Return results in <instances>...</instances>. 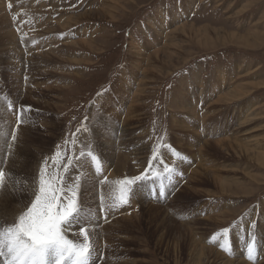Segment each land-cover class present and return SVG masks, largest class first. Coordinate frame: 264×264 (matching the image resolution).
<instances>
[{"label": "rangeland", "instance_id": "1", "mask_svg": "<svg viewBox=\"0 0 264 264\" xmlns=\"http://www.w3.org/2000/svg\"><path fill=\"white\" fill-rule=\"evenodd\" d=\"M130 104L140 111L131 114ZM10 105L31 106L33 117L17 126ZM107 132L115 173L90 195L83 165L97 182L104 176L80 153L93 151L103 167L97 145ZM123 136L129 142L118 147ZM0 155V197L10 193L17 206L8 222L30 205L45 160L68 186L81 176L79 202L90 213L93 255L102 257L96 264H264V0H0ZM149 161L147 182L133 186L145 199L142 217L123 218L134 195L101 211L114 182L145 173ZM164 164L176 170L172 184ZM200 168L206 177L196 193L190 175ZM161 183L167 197L153 198ZM185 226L191 231L177 255ZM225 228L226 238L210 242ZM225 239L234 254L221 249Z\"/></svg>", "mask_w": 264, "mask_h": 264}, {"label": "snow or ice", "instance_id": "2", "mask_svg": "<svg viewBox=\"0 0 264 264\" xmlns=\"http://www.w3.org/2000/svg\"><path fill=\"white\" fill-rule=\"evenodd\" d=\"M23 39V37H22ZM10 108L16 111L17 126L30 121L32 112L31 106L21 105L19 107L10 105ZM12 139H16L13 132ZM171 147V146H169ZM181 159H185L179 153H175ZM60 152L53 156V163L57 158H61ZM81 158H88L95 166L97 174L101 171V158L93 151L81 152ZM162 159L153 152V160ZM48 161L45 160L40 167L39 175L36 181L34 198L12 222H8L6 217L0 216V264H96L100 256H95L97 249L90 236V229L86 226L91 223L87 217L90 213L85 211V205L79 202L81 191V176H76L71 186L66 185L64 177H58L47 170ZM72 161L66 164L65 171L71 165ZM133 178H125L115 181V187L112 189L109 200L105 201L101 196V211L105 208L113 210L127 205L131 197L135 194L133 186L139 189L140 184L148 180V172ZM176 173L175 168L164 164V174L167 176L169 184H172L173 176ZM83 180L85 186L91 176L84 172ZM157 176L160 174L157 173ZM6 174L0 169V188L4 186ZM107 183V178L101 182ZM27 187V185H25ZM174 187V185H173ZM153 198H166L167 192L163 183L159 189L151 190ZM107 213H105V218ZM229 229L225 228L220 233L214 234L210 242L217 239L218 236L227 237ZM222 250L229 255L234 254L230 243L225 239L220 244ZM256 237L253 236L246 249V255L249 260L254 261L257 257L253 255L256 249Z\"/></svg>", "mask_w": 264, "mask_h": 264}, {"label": "bare ground", "instance_id": "3", "mask_svg": "<svg viewBox=\"0 0 264 264\" xmlns=\"http://www.w3.org/2000/svg\"><path fill=\"white\" fill-rule=\"evenodd\" d=\"M69 19L67 18V19H65V21L64 22H62L61 21V25H63V26H65L66 27V23H67V21H68ZM60 22V21H59ZM71 25V24H70ZM53 27V24H51V25H48L47 26V28L49 29H51ZM64 28V27H63ZM45 30V29H44ZM12 37H13V33L12 32H10L9 33ZM84 41V40H83ZM75 45V44H74ZM83 45V44H82ZM81 45V46H82ZM53 47V46H52ZM51 50H53V49H51ZM49 52H51V51H49ZM46 53H48V52H46ZM59 53V52H58ZM37 54V53H36ZM40 54L41 53H39V54H37V57H41L40 56ZM49 54V53H48ZM36 57V56H35ZM29 91V90H28ZM34 96V95H33ZM34 98V97H33ZM139 100V99H138ZM30 101V100H29ZM2 106V105H1ZM6 106V105H5ZM132 107V108H131ZM8 108V107H7ZM134 108V109H133ZM132 109H133V111H132ZM137 109V107H136V105H132V104H130V106L128 107V111H130L131 112V114H134L135 113V111H140V110H136ZM138 109H140L139 107H138ZM206 114V113H205ZM12 115V113L7 109L6 110V113L4 114V116H5V119H6V121H7V129L9 128V127H13V125H14V120H13V117L11 116ZM208 114H206V118L208 117L207 116ZM33 117V116H32ZM31 117V118H32ZM129 117V116H128ZM10 123V124H9ZM17 123V122H16ZM37 125V124H36ZM32 127V126H31ZM15 129V128H14ZM23 129H24V127H23ZM123 130H125V129H127V127L125 126V127H123L122 128ZM244 130V129H243ZM6 131V130H5ZM26 131V130H25ZM35 131H37V130H35ZM13 132V131H12ZM30 133V132H29ZM110 132H107V133H105L104 134V138H105V141L102 143V144H99V145H97V148H98V150H100L101 151V153L104 155V157L106 158V160L103 162V167H101V169H102V174L103 175H100L101 176V178H102V180L100 181V182H97L98 181V179H96L97 177L95 176V174H94V171L91 173V172H89L88 171V169L83 165V169H84V172H87V173H89L90 174V176H91V178H90V180H91V182H89V188H88V190H89V194L90 195H94V189H95V187L96 186H98L99 187V185H102V184H105V186L107 185V183H101L103 180H104V178L106 177L105 175H107V173L108 172H110L109 173V176H112L113 175V173H115V170H112V171H109V166L112 164V158H113V156L114 155H116V150H115V142L113 141H109V140H107V138H109L110 137V134H109ZM19 135V134H18ZM22 136L24 135V134H21ZM28 135V134H27ZM30 137V136H29ZM11 139V138H10ZM19 139V138H18ZM23 139V138H22ZM31 139H33V138H31ZM17 140V139H16ZM20 141H21V139H20ZM24 141L25 140H23V142L21 141L20 143H24ZM128 142H129V139L127 138V136H123V138H120L119 139V146L118 147H125L127 144H128ZM2 143V142H1ZM8 143V142H7ZM15 143V142H14ZM21 144H19V146H20ZM23 145V144H22ZM239 145V144H238ZM241 145V144H240ZM31 146V145H30ZM18 147V146H17ZM25 147V146H24ZM27 147V146H26ZM25 147V148H26ZM238 148H239V146H237ZM2 148V147H1ZM12 148V147H11ZM15 148H16V146H15ZM24 148V149H25ZM17 149H19V148H17ZM21 149V148H20ZM241 149V148H240ZM11 150H13V148L11 149ZM10 150V151H11ZM23 150V149H22ZM121 150V149H120ZM18 151H20V150H18ZM35 151V150H34ZM40 152H42V151H40ZM137 151H133V153L132 154H134V153H136ZM30 153V152H29ZM34 154H35V152H33ZM38 153V152H37ZM44 153V152H43ZM199 153L200 154H203V152L200 150L199 151ZM15 154V153H14ZM21 154V153H20ZM5 155V154H4ZM19 155V154H18ZM24 155V154H23ZM28 155V154H27ZM38 155V154H37ZM128 155V154H127ZM2 155H0V157H1ZM14 156V155H13ZM17 156V155H16ZM36 156V155H35ZM138 156V152L136 153V156L135 157H137ZM201 156H204V155H201ZM4 157V156H3ZM126 157V156H125ZM19 158V157H18ZM17 158V159H18ZM22 158V157H21ZM25 159H26V157H25ZM201 161H202V159H201ZM27 162V161H26ZM15 163V162H14ZM201 163V162H200ZM24 165V164H23ZM33 165V164H32ZM113 165V164H112ZM18 166H20V165H18ZM22 166V165H21ZM23 167V166H22ZM21 167V168H22ZM26 167V166H25ZM27 167H28V165H27ZM20 168V167H19ZM206 168H208V167H206ZM24 169H26V168H24ZM91 169H92V166H91ZM27 170H28V168H27ZM74 170V169H73ZM93 170V169H92ZM200 170H201V168H200ZM203 171H207V169H205L204 167H203V169H202ZM202 170L201 171H199V170H195L194 172H193V175H190L191 176V179L192 180H194L195 181V183H197V184H195L194 185V187H193V189H194V191H196V193L197 192H199V183H201L203 180H205L204 178L206 177L204 174H203V176H205V177H202ZM34 172V171H33ZM33 172H32V174H33ZM204 172V173H205ZM20 173V172H19ZM206 174V173H205ZM209 176V175H208ZM23 178V177H22ZM207 179V178H206ZM89 180V181H90ZM8 181V180H7ZM204 182V181H203ZM6 183V182H5ZM96 183V184H95ZM109 183V182H108ZM225 183V182H224ZM31 184V183H30ZM110 185V184H109ZM202 185V184H201ZM6 186H9L8 184H6ZM104 186V188H101V190L100 191H102V192H107L108 191V187H105ZM229 186V185H228ZM34 187V186H33ZM217 187V186H216ZM230 187V186H229ZM3 189V188H2ZM6 189H7V187H6ZM6 189H5V194H6V192L7 191H9L8 189H7V191H6ZM10 189V188H9ZM33 189V188H32ZM218 189V188H217ZM4 190V189H3ZM107 190V191H106ZM185 190V189H184ZM183 190V191H184ZM222 190H224V189H222ZM11 191V190H10ZM204 191V190H203ZM228 190H226V192H227ZM13 193V192H12ZM11 193V194H12ZM110 193V192H109ZM181 193V192H180ZM190 194V193H189ZM188 195V194H187ZM134 199H133V201H131V203H133L132 204V207H131V209H133V210H131L132 211V213H130L129 211L128 212H126L124 215L125 216H123V218H125L126 220H134V219H140L141 217H142V215H141V212H143L142 210H144L145 209V205H144V201H145V199H144V196H143V194H141L140 192H137V193H135L134 194ZM201 196H203V195H201ZM2 197H0V199H1ZM15 198V196H12V195H10V193H7V195H5V198L4 199H1V203H0V216H2V217H6V219H7V216H9V215H11L10 213H12V212H14V209H16V207L17 206H15L12 202H13V199ZM105 198L107 199L106 201L107 202H111L110 200H109V198L107 197V195L105 196ZM176 199H177V197L175 198V201H176ZM85 201V200H84ZM92 201V200H91ZM88 202V201H87ZM82 203V202H81ZM157 206V205H156ZM147 207H149V208H152V207H155V205L153 206V204H151V203H149L148 204V206ZM160 206H157L156 208H155V210H156V212L158 213V212H161V210H159V209H161V207L159 208ZM169 207H171V205H169ZM19 208V207H18ZM125 211H127V210H125ZM125 211H122V213H124ZM151 210H149V212H150ZM154 212L155 211H153V214H154ZM152 213V212H151ZM156 213V214H157ZM143 214V213H142ZM162 214H163V212H162ZM167 214V213H166ZM145 215V214H144ZM141 216V217H140ZM155 216V215H154ZM118 218V217H117ZM116 218V219H117ZM147 218V217H146ZM166 218V217H165ZM164 218V219H165ZM13 220V219H12ZM142 220V219H141ZM148 220V219H147ZM146 220V221H147ZM155 220V219H154ZM171 220V219H170ZM173 220V219H172ZM215 220V219H214ZM7 221H8V219H7ZM137 222H139L138 220H136ZM149 221V220H148ZM151 221V220H150ZM218 221V220H217ZM162 222H164V221H162ZM214 222V221H213ZM118 223V222H117ZM141 223V222H140ZM143 223V222H142ZM146 223V222H145ZM175 223V222H174ZM219 223V222H218ZM107 224V223H106ZM147 224V223H146ZM89 225V224H88ZM91 225H92V223H91ZM161 225H163V224H161ZM176 225H177V223H176ZM106 226L107 225H105V228H106ZM139 226V225H138ZM143 226V225H142ZM189 226H185L184 227V233H181V235L179 236V238L178 239H176V243H175V248H174V251H175V253L174 254H177V255H179V250L180 249H182V247H183V245L185 244V243H187L186 241L188 240V239H186L187 237H185V235L187 236L188 234H190V229L188 228ZM89 228H91V227H89ZM172 228V227H171ZM93 229V235L94 234H98L97 233V231H98V229L97 228H92ZM106 229H109V228H106ZM111 229V228H110ZM176 229V228H175ZM100 231V230H99ZM146 231V230H145ZM160 231H161V229H160ZM164 231V230H163ZM166 231V230H165ZM162 232V231H161ZM160 232V233H161ZM187 232H188V234H187ZM160 235V234H159ZM171 235V234H170ZM97 236V235H96ZM100 237V236H99ZM94 238V237H93ZM166 238V234L165 233H163L162 234V239H165ZM177 238V237H176ZM174 243V242H173ZM162 243H160V245H161ZM170 244V243H169ZM163 245V244H162ZM166 245H167V243H166ZM173 245V244H172ZM171 245V246H172ZM165 246V245H164ZM149 247V246H148ZM162 247V246H161ZM167 248H169V247H167ZM171 249V248H170ZM210 249V248H209ZM209 249H207L206 247L205 248H203V250H206V251H208ZM183 250V249H182ZM184 250H185V247H184ZM108 251V250H107ZM166 251V250H165ZM170 251V250H169ZM108 252H110V251H108ZM167 252V251H166ZM111 253V252H110ZM183 253V252H182ZM174 254H173V256H174ZM192 254V253H191ZM202 254H204V253H202ZM177 255H175L176 257H177ZM208 255V254H207ZM200 256H202V255H200ZM199 256V257H200ZM175 257V258H176ZM209 257V256H208ZM178 258V260L180 259V258H182L181 256H179V257H177ZM210 259V258H209ZM208 259V260H209ZM175 261V260H174ZM180 261H182V260H180ZM135 262V261H134ZM176 262V264H177V262L178 261H175ZM200 262V261H199ZM104 263V262H103ZM182 263V262H181ZM106 264V263H105ZM127 264V263H126Z\"/></svg>", "mask_w": 264, "mask_h": 264}]
</instances>
